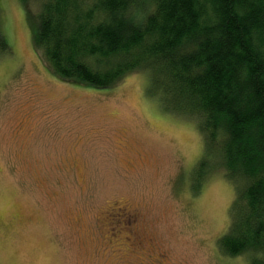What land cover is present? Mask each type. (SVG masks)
Listing matches in <instances>:
<instances>
[{"label":"rangeland","instance_id":"1","mask_svg":"<svg viewBox=\"0 0 264 264\" xmlns=\"http://www.w3.org/2000/svg\"><path fill=\"white\" fill-rule=\"evenodd\" d=\"M36 4L0 0V264H249L219 251L236 196L194 121L141 72L108 90L55 77Z\"/></svg>","mask_w":264,"mask_h":264},{"label":"trees","instance_id":"2","mask_svg":"<svg viewBox=\"0 0 264 264\" xmlns=\"http://www.w3.org/2000/svg\"><path fill=\"white\" fill-rule=\"evenodd\" d=\"M36 2L33 46L55 77L108 90L141 72L164 112L194 121L236 196L219 251L264 264V0Z\"/></svg>","mask_w":264,"mask_h":264}]
</instances>
